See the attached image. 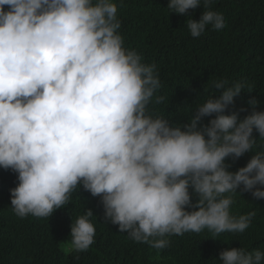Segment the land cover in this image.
<instances>
[{"label":"clouds","instance_id":"9594fccd","mask_svg":"<svg viewBox=\"0 0 264 264\" xmlns=\"http://www.w3.org/2000/svg\"><path fill=\"white\" fill-rule=\"evenodd\" d=\"M214 0H169L193 38L225 27ZM7 6V10L5 8ZM114 0H0V169L17 176L10 204L19 218H49L83 188L100 197L104 221L161 250L169 236L244 233L256 212L233 215L234 197L264 199V111L249 100L231 111L245 81H213L219 95L188 122L170 124L151 104L166 98L157 66L125 47ZM244 111V109H240ZM207 125L205 117H213ZM253 152L245 167L225 163ZM242 186V188H241ZM191 189V193L189 191ZM196 202H192V197ZM187 209H197L188 211ZM93 212L70 226V251L94 243ZM221 264H264V250H224Z\"/></svg>","mask_w":264,"mask_h":264},{"label":"trees","instance_id":"16d2710c","mask_svg":"<svg viewBox=\"0 0 264 264\" xmlns=\"http://www.w3.org/2000/svg\"><path fill=\"white\" fill-rule=\"evenodd\" d=\"M114 2L125 47L141 54L144 63L157 66L162 86L156 94L166 100L149 106L154 115L164 116L170 124L187 123L199 105L219 95L212 84L221 79L228 86L246 82L226 114L237 111L243 119L253 110L248 103L253 98L259 102L255 110L264 111V0H214L212 10L222 13L225 27L212 30L209 26L199 38L190 35L187 20L191 16L198 21L202 7L178 15L167 9L169 0ZM212 118H203L202 124L207 125ZM253 136L257 139L253 152L259 151L264 140L255 130ZM253 152L235 160L227 158L228 171L245 167ZM17 183L14 172L0 169V264H221L218 257L224 250H264V199H254L250 192L240 189L231 213L256 212L244 233L213 236L204 230L173 235L167 237V248L157 250L134 242L119 232L117 225L105 223L100 197L91 196L82 187L72 193L68 205L49 218H19L10 204V189ZM192 202H196L195 196ZM86 209L94 216V243L87 251H70V226Z\"/></svg>","mask_w":264,"mask_h":264}]
</instances>
